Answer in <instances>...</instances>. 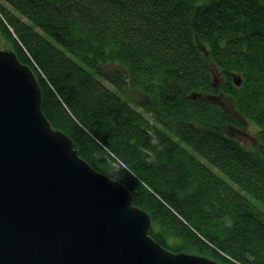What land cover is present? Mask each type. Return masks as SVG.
Instances as JSON below:
<instances>
[{"label": "trees", "instance_id": "obj_1", "mask_svg": "<svg viewBox=\"0 0 264 264\" xmlns=\"http://www.w3.org/2000/svg\"><path fill=\"white\" fill-rule=\"evenodd\" d=\"M0 39L159 243L264 264V0H0ZM244 118L251 145L233 133Z\"/></svg>", "mask_w": 264, "mask_h": 264}, {"label": "water", "instance_id": "obj_2", "mask_svg": "<svg viewBox=\"0 0 264 264\" xmlns=\"http://www.w3.org/2000/svg\"><path fill=\"white\" fill-rule=\"evenodd\" d=\"M108 177L47 118L32 67L0 48V264H229L163 246Z\"/></svg>", "mask_w": 264, "mask_h": 264}, {"label": "rangeland", "instance_id": "obj_3", "mask_svg": "<svg viewBox=\"0 0 264 264\" xmlns=\"http://www.w3.org/2000/svg\"><path fill=\"white\" fill-rule=\"evenodd\" d=\"M4 3L10 8L11 6L4 1ZM24 19H26L25 17H23ZM5 42L3 39H0V48H4L5 46ZM119 68L118 65L115 64H110L107 66L108 70H112V69H116ZM134 99L135 100H139L140 98H142V93L140 91L134 90L132 91ZM225 102L228 106V109L230 112L234 111V101L231 97L226 96L225 98ZM244 122V127L241 129H234L233 133L236 134L237 137H239V139L241 141H243L246 145H251L253 143H256L257 139V129L255 127V125L253 123H250L251 121L247 120V119H243ZM241 130V131H240ZM114 164H116V162H114ZM117 170V167L115 166V168L108 174L109 176H111L112 178H115V171ZM116 179V178H115ZM197 254V253H196ZM209 257V256H208Z\"/></svg>", "mask_w": 264, "mask_h": 264}, {"label": "clouds", "instance_id": "obj_4", "mask_svg": "<svg viewBox=\"0 0 264 264\" xmlns=\"http://www.w3.org/2000/svg\"><path fill=\"white\" fill-rule=\"evenodd\" d=\"M129 175H133V173L129 172ZM108 179L113 183H119V180L122 179V177L118 179H113L111 176H109Z\"/></svg>", "mask_w": 264, "mask_h": 264}]
</instances>
